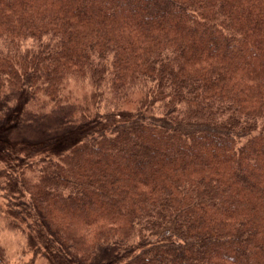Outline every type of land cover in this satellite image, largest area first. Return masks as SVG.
Returning a JSON list of instances; mask_svg holds the SVG:
<instances>
[{
  "label": "trees",
  "instance_id": "1",
  "mask_svg": "<svg viewBox=\"0 0 264 264\" xmlns=\"http://www.w3.org/2000/svg\"><path fill=\"white\" fill-rule=\"evenodd\" d=\"M71 79L92 87L66 121L82 132L19 168L24 217L0 210L36 218L34 254L264 264V0H0V97L28 95L17 121ZM133 97L102 127L97 107Z\"/></svg>",
  "mask_w": 264,
  "mask_h": 264
},
{
  "label": "rangeland",
  "instance_id": "2",
  "mask_svg": "<svg viewBox=\"0 0 264 264\" xmlns=\"http://www.w3.org/2000/svg\"><path fill=\"white\" fill-rule=\"evenodd\" d=\"M68 97L58 104H49L47 110L38 117L30 119L27 123H21L14 117L22 112V105L27 102V90H10L7 95L0 97V210H10V212L19 213L24 217L22 197L17 194L19 187L14 186V177L20 171V167L28 162L33 156V150L36 148L46 152L57 151L66 147L73 138H77L82 132V125L72 127L66 121L71 116H78V105L86 102L92 90L91 85L80 83L71 79L67 85ZM67 94V92H65ZM70 94V97H69ZM66 102V103H65ZM66 105V108L64 106ZM100 112L99 119L102 127L110 128L118 120L128 119L133 115L135 108V97L122 102L117 108L110 106L102 108L97 107ZM102 108V109H101ZM68 113H70L68 115ZM37 153V152H35ZM37 155V154H36ZM7 178L10 184H7ZM13 191V192H12ZM33 218V217H32ZM30 220V216L28 217ZM10 217L0 214V245L3 248L5 264H24L27 261H33V264H68L60 258L47 252V248L40 245L39 251L34 254L33 233L35 227L33 220L30 224L17 221L13 225ZM115 260L113 250L105 248L91 255L88 264H111Z\"/></svg>",
  "mask_w": 264,
  "mask_h": 264
}]
</instances>
